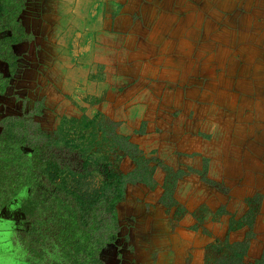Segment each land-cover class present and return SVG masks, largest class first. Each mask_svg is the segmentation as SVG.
<instances>
[{
  "label": "rangeland",
  "instance_id": "obj_1",
  "mask_svg": "<svg viewBox=\"0 0 264 264\" xmlns=\"http://www.w3.org/2000/svg\"><path fill=\"white\" fill-rule=\"evenodd\" d=\"M21 18L29 35L15 48L21 59L11 90L22 105L18 115L59 144L73 138L75 147L105 157L123 174L138 164L122 148L127 136L148 159L139 162L141 173L153 166V182H127L123 195L127 185L156 188L154 200L144 201L146 211L164 210L172 226L187 215L193 232L210 237L202 256L186 264H204L209 244L237 239L234 232L228 240L226 228L251 234L244 260L258 258L264 248V0H25ZM173 147H206L210 155ZM228 147H238L237 154L246 147L245 161L226 166L223 175ZM182 155L197 159L198 167L179 162ZM186 175L213 193L200 202L197 190L176 198L174 187ZM48 193L44 181L31 185L25 193L30 217ZM122 238L128 242L129 234ZM157 254L152 251L151 263L135 255L130 264H155ZM123 255L118 248L117 264Z\"/></svg>",
  "mask_w": 264,
  "mask_h": 264
},
{
  "label": "trees",
  "instance_id": "obj_2",
  "mask_svg": "<svg viewBox=\"0 0 264 264\" xmlns=\"http://www.w3.org/2000/svg\"><path fill=\"white\" fill-rule=\"evenodd\" d=\"M24 0H0V60L8 63L9 74L0 71V93L13 76L18 55L12 44L26 38L20 21ZM128 154L137 168L123 174L105 157L75 147L71 137L59 144L44 129L19 116H7L0 130V207L6 205L24 186L44 181L49 193L41 208L29 220L26 230L16 237L38 264H105L99 257L119 225L113 218L127 182H153L151 174L141 173L139 162L148 161L136 144L122 136ZM143 174V175H142ZM112 226L110 233L106 232ZM243 240H224L209 246L204 264H264V248L252 262L244 260L249 246Z\"/></svg>",
  "mask_w": 264,
  "mask_h": 264
},
{
  "label": "crops",
  "instance_id": "obj_3",
  "mask_svg": "<svg viewBox=\"0 0 264 264\" xmlns=\"http://www.w3.org/2000/svg\"><path fill=\"white\" fill-rule=\"evenodd\" d=\"M0 70L4 73L7 72V66L3 61H0ZM21 107V103L13 96L9 95V93L0 94V121L7 115L20 113ZM173 148L181 151L195 150L199 153L196 155L198 157H201L204 154L210 155L206 147ZM244 148L246 149V147ZM245 149L240 151L239 154H237L240 150L238 147H228L226 149L223 156H221L223 164L220 163V166L223 167H219L222 168L223 175L226 166L236 167V161H245ZM256 150H260L261 153V148ZM240 154H243V156ZM179 162L189 163L194 167H198L197 159H191L184 155L179 157ZM257 162L254 163L255 167L258 166ZM211 165H213V163L211 164V162H209L208 173L210 170L209 168H212ZM30 187V185L22 187L10 202L0 207V264H38L27 254L24 246H22L16 239V232L18 230H26L29 226V220L31 217L28 214L29 212L26 204L27 199L25 200L28 196H25V193ZM174 188V195L178 199H182L181 197L183 196L186 197L184 194L191 190H194V193L196 190L198 192H203L202 195L198 196V202H200L202 198H206L209 193H213L214 190L209 189L210 187H208L207 184L201 183V181L192 175H186L184 178L179 179ZM136 189L143 191L138 192ZM156 192V188L152 190L145 189L141 184L126 186L125 193L121 199L117 201L113 213V216L119 225L116 240L106 243L99 252V257L105 264L118 263V260L116 259L118 248L121 252H124L123 260L121 262L122 264H130V260H132L133 257L136 259L137 256L135 255L141 253L147 258L145 263H151L150 258L152 259V251L156 250H158V254L154 259L156 262L155 264H186L188 260H192L195 263V261L202 256L201 253L210 237L198 230L193 232L188 226L187 215L179 221H174L172 226V223L168 221L170 218L168 219V215L164 210L157 211L153 208L146 211L145 208H143L144 201L154 200ZM192 195L186 198L188 204H193L194 202L190 200ZM153 202L155 203V201ZM190 231L192 233H190ZM239 231H241V227L229 230L226 228L224 234H226L225 237L228 238V240L234 232L235 234H238L237 239H234V241L246 238V230H243L240 233ZM125 233L129 234L128 242L122 238ZM250 239L251 237L249 238L247 252H249ZM126 244H130L131 247L128 248L129 246H126ZM209 246H207V248H209ZM134 263L143 264L144 262L142 261V263H140L139 261L134 260Z\"/></svg>",
  "mask_w": 264,
  "mask_h": 264
},
{
  "label": "flooded vegetation",
  "instance_id": "obj_4",
  "mask_svg": "<svg viewBox=\"0 0 264 264\" xmlns=\"http://www.w3.org/2000/svg\"><path fill=\"white\" fill-rule=\"evenodd\" d=\"M24 7H25V0H24ZM24 7L22 8V10H21V12H20V16H19V18H20V21H21V23H22V25L24 26V23H23V21H22V18H21V14H22V12H23V9H24ZM24 29H25V31H26V33H27V36H26V38H24V39H22L21 41H19V42H16V43H13L12 44V49H13V51L15 52V54H17L18 55V58H17V66H16V70H15V72H14V74H13V76L10 78V80H9V84L7 85V87H6V89H5V91L3 92V93H9V95H11V96H13L14 98H15V96H14V94L12 93V79L15 77V75H16V73H17V70H18V68H19V65H20V59H21V53H20V51H17V49H15L16 48V46L19 44V43H21V42H23V41H25L26 39H27V37H28V35H29V33L27 32V30H26V28H25V26H24ZM5 32L3 31V32H0V36L1 35H3ZM0 61H3L5 64H6V66H7V72L6 73H4L3 71H1L2 73H4V74H6V75H8L9 74V67H8V63L5 61V60H0ZM3 93H0V94H3ZM16 99V98H15ZM17 100V99H16ZM17 101H19V100H17ZM22 108V107H21ZM21 112V111H20ZM19 114V113H18ZM18 114H14V115H7V116H19V117H21L20 115H18ZM7 116H5V117H7ZM4 118V117H3ZM2 118V119H3ZM2 119H1V121H2ZM1 121H0V127H1ZM0 130H1V128H0ZM19 192V191H18ZM32 218V217H31ZM30 218V219H31ZM16 239H17V237H16ZM109 242V241H108ZM107 242V243H108Z\"/></svg>",
  "mask_w": 264,
  "mask_h": 264
}]
</instances>
